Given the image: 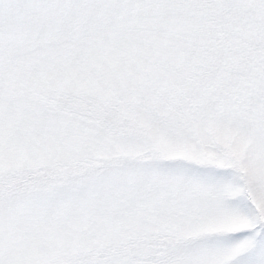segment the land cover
I'll use <instances>...</instances> for the list:
<instances>
[{
    "label": "snow or ice",
    "instance_id": "snow-or-ice-1",
    "mask_svg": "<svg viewBox=\"0 0 264 264\" xmlns=\"http://www.w3.org/2000/svg\"><path fill=\"white\" fill-rule=\"evenodd\" d=\"M0 264H264V0H0Z\"/></svg>",
    "mask_w": 264,
    "mask_h": 264
}]
</instances>
